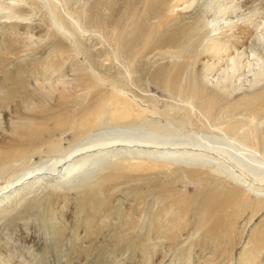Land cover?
I'll use <instances>...</instances> for the list:
<instances>
[{
  "label": "bare ground",
  "instance_id": "6f19581e",
  "mask_svg": "<svg viewBox=\"0 0 264 264\" xmlns=\"http://www.w3.org/2000/svg\"><path fill=\"white\" fill-rule=\"evenodd\" d=\"M69 1L43 0L49 20L68 33L74 51L79 47L81 27L88 32L87 39L96 38L101 49L95 55L89 47H83L86 68L83 76L77 78L76 86L56 83L54 73L37 84L44 92L33 95L28 114L18 113L24 122L14 125V138L6 143L4 135L1 137L0 193L35 171L44 169L50 174L58 171V164L69 158L72 159L63 168L67 172L64 177L71 172L74 176L85 175L87 184L82 188L89 198L115 187L110 181L113 176L124 181L138 177L136 170L142 174L169 170L181 186L193 184L197 195L203 197V206L197 209V215H201L197 232L211 231L202 224L209 211L217 208L227 220L230 217L233 229L241 228L240 239L247 236L244 246L239 248L247 253L251 240L257 243L256 234L264 230V2L256 6L251 4L253 0H195L194 10L184 21L166 15L173 2L181 0H119L117 5L109 6V16L103 14V0H94L82 18L67 9L68 23L59 12V5ZM237 9L247 11L239 14ZM226 14L236 17L239 23L226 27L228 31L222 33L223 37L212 36L217 30L214 26H219ZM14 17L8 10L4 16ZM246 33L251 37L248 45L235 40V36L242 39ZM105 55L116 76L95 73L94 57L101 61ZM22 83L17 80L16 89L0 85V99H7L17 91L21 94ZM143 85L155 94L138 95L135 91L143 90ZM101 87H105L106 96ZM64 114L75 119L69 128L64 127ZM46 118L53 122V129L57 130L52 129L53 133L59 136L51 132V137L42 135L48 129ZM67 131L74 132L67 136L80 138L60 145ZM189 131L195 135L187 134ZM118 143L157 145L166 149L162 153L167 155L154 156L150 152L139 153L142 157L112 156L106 149ZM43 146L45 154L53 157L49 159L52 161L49 167L45 161L33 163L35 154L44 153ZM39 180L32 181L35 187L47 186L40 185ZM147 181L143 182L150 183ZM121 184L117 185L118 190ZM48 188L47 197L58 195L53 186ZM10 194L0 198V203ZM25 196L9 204L15 213L31 208ZM45 202L48 204L49 199ZM177 202L178 208H186V201ZM36 206L43 211L40 221L35 219L42 228L49 225L44 234L51 237L61 211L49 214L51 205L45 207L40 200ZM148 208L141 220L136 219L138 232H151L152 221H157L162 229L155 231L156 238L168 233L175 241L172 243L180 247L181 234L172 236L168 225L161 224ZM3 209L0 220L6 222L13 214L6 216ZM258 214H262L259 225L244 231ZM156 238L147 234L146 243H154ZM204 243L201 241V245ZM195 245L186 242L188 252L183 263L188 262ZM9 248L8 245L5 250ZM255 260L259 261V256L253 254L243 262L251 264Z\"/></svg>",
  "mask_w": 264,
  "mask_h": 264
},
{
  "label": "rangeland",
  "instance_id": "374dc122",
  "mask_svg": "<svg viewBox=\"0 0 264 264\" xmlns=\"http://www.w3.org/2000/svg\"><path fill=\"white\" fill-rule=\"evenodd\" d=\"M92 1L94 0H70L59 5V12L69 23L67 9L73 11L78 18H82L88 4ZM118 1L103 0V14L109 16V6L117 5ZM260 1L264 2V0H253L251 4H259ZM42 3L43 0H0V85L15 86L14 89H16L17 80H22L24 85L21 94L17 91L7 99H0V140L4 135L6 143L15 136L14 125L24 122L18 113L28 114L34 102L33 95L37 92V94L44 92L43 89L38 88L39 82L54 73L56 83L64 82L70 88L76 86L77 78L83 76L86 68L82 56L83 47H89L95 55H98L101 49L96 38L89 39L88 37L87 39L88 32H83L81 27L78 29L79 47L74 51L73 42L71 45L68 41V33L49 20V14ZM195 5V0L174 1L172 10L167 11L166 15L169 19L188 20ZM7 10L14 13L15 17L4 18ZM246 11L236 10L239 14H245ZM231 16V14L224 15L223 19L218 22L219 26H214L217 30L211 35L223 37L225 34L222 33L228 31L226 27H230L232 23H239L236 17L230 18ZM237 28L236 26L234 29ZM246 34L242 39L238 35L235 36V40L239 42L242 40L248 45L251 37H248V33ZM99 59L97 56L94 57L95 73L103 72L110 77L116 76V71L107 60V55L102 56L101 61H97ZM144 86L143 90L135 92L142 97L155 94L153 90L147 91ZM103 88L105 87H101L102 94L106 96ZM28 93H30L29 96ZM62 117L65 128H69L75 121L65 114ZM45 123H49L48 129L41 132L45 138L52 135L59 136L53 133V130H57L53 129L54 124L50 118H46ZM168 128H170L169 125ZM69 133L74 132L67 131L60 145L66 146L67 141L80 138L77 136L71 138L67 136ZM187 134L194 133L189 131ZM153 148H157V151H153ZM42 150L44 153H41V156L34 155L33 163L38 165L45 161L46 166L49 167L52 164L49 159L53 157L45 154L44 146ZM106 150H110L112 156L138 155L142 157L150 152L154 156L167 155V153H162L166 150L163 147L140 143H134V145L118 143L110 145ZM171 152L174 151L168 153ZM195 152L197 151L192 153ZM71 159H65L58 164V171L54 173L50 174V171L44 169L35 171L0 193V198L10 193L13 194L0 203V209L4 208L3 213L6 216L13 214L11 219L4 221L5 223L0 220V264H177L178 258H180L178 264H244L243 261L253 254L259 256V261L255 260L251 264H264V230L256 234L258 242L254 244L251 240L249 250L244 254V248L241 251L239 248L244 246L247 236L240 239L238 231L241 228L233 229L230 217L227 220L223 213L215 208L209 211L202 224V226H209L211 231L207 234L197 232L201 216L197 215V209L203 206L201 204L203 197L197 195V189H193V184L185 188L181 186L182 183L176 182L171 176V171H149L148 174H142L141 170H136L138 177L124 181H119L113 176L110 181L115 184V187L101 196L89 198L83 193L82 188L87 184L85 175L74 176V172H71L67 178L64 177L67 172L63 168ZM73 159L76 160L77 156ZM65 162L66 164L63 165ZM170 168L172 170L173 167ZM43 173L51 176L43 175ZM36 179H40V185L47 184V188L40 187L39 184L35 187L32 181ZM146 179L150 183H144ZM119 184L121 187L118 190L117 185ZM48 186L56 189V194H58L56 197L53 195L47 197ZM183 189L186 191L184 192ZM25 194V198L32 205L31 208L15 213L16 211L9 207V204ZM182 195H184L183 198H181ZM48 199L47 204L45 200ZM179 199L186 201L187 209L178 208ZM39 200L45 204V207L51 205L49 214L61 211L58 214L59 223L53 228L51 237L44 234L46 230H49V225L42 228L37 222L40 221L43 211L36 206ZM146 206H150L148 210L155 212L161 224L168 225L172 236L176 237L179 233L181 234L180 238H183V241L180 247L172 243L175 241L168 233H164L160 239L156 238L155 231L162 229L157 221H152L154 230L151 232L150 230H145L144 234L142 231L138 232L136 219L137 217L142 219ZM249 213L250 210L247 211V214ZM260 215L258 214V217L243 230L250 231L258 226L262 217V214ZM156 216L152 218L155 219ZM242 219H246V216ZM242 223L239 221L240 225ZM147 234L156 238L154 243H146ZM201 241L205 243L201 245ZM186 242L190 245H195L194 242H196V245L191 251L188 262L183 263V258L188 252ZM8 245L10 248L5 250Z\"/></svg>",
  "mask_w": 264,
  "mask_h": 264
}]
</instances>
